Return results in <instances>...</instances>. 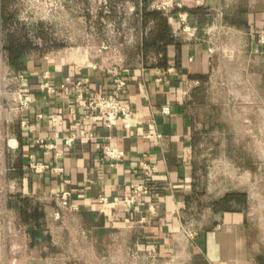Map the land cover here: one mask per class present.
Returning <instances> with one entry per match:
<instances>
[{
    "label": "crops",
    "instance_id": "crops-1",
    "mask_svg": "<svg viewBox=\"0 0 264 264\" xmlns=\"http://www.w3.org/2000/svg\"><path fill=\"white\" fill-rule=\"evenodd\" d=\"M7 1L0 0L2 17ZM162 1L132 0L128 13ZM175 1L195 36L181 29L178 10L169 18L175 43L163 54L143 56L141 24L132 32L138 58L25 57L21 72L35 97L22 114L27 125L0 122V228L16 264H264V186L253 181L264 163V0ZM46 72L55 92L44 89ZM81 93L119 97L134 110L131 126L87 115ZM204 125L217 133V168L206 176ZM83 129L95 137L66 143ZM105 146L124 154L111 158ZM32 156L48 167L36 172ZM146 165L158 195L129 207L124 197L147 179ZM66 191L71 207L57 217L54 195ZM234 193L242 204L226 202Z\"/></svg>",
    "mask_w": 264,
    "mask_h": 264
},
{
    "label": "rangeland",
    "instance_id": "rangeland-1",
    "mask_svg": "<svg viewBox=\"0 0 264 264\" xmlns=\"http://www.w3.org/2000/svg\"><path fill=\"white\" fill-rule=\"evenodd\" d=\"M130 1L132 0H14V2L8 0L6 2L9 12L8 29L3 27L5 19L0 16V81L1 76L9 77L17 71L11 66L8 54L4 50L9 32H16V38L21 42L30 41L41 47L32 50L26 56L63 52L98 64H102V58L107 62L138 58L141 51L136 48V36L132 32L143 24L146 29L144 36L148 37L154 21L144 20L143 10L153 8L142 3L139 10H136L138 16H132L128 13ZM118 41L122 43L120 49L114 45ZM143 53V56L152 57L156 54ZM25 60L26 58L21 61L22 64ZM1 84L5 85L4 82ZM204 128H207L206 125ZM208 129L209 127L203 131L201 148V166L205 176L207 172L210 173L217 168V163L212 162L211 158L212 152L217 149L212 145V138H216L217 133ZM234 137L237 138L235 134ZM262 137L264 142V134ZM241 149L232 148L236 155H241ZM232 165L236 168L235 163ZM259 169L260 176L253 181L257 186H264V163L259 165ZM207 181L210 182L212 179L207 178ZM0 214L4 216L5 213L1 211ZM4 239L0 228V264H16L13 257L8 258L11 253L7 251L8 244Z\"/></svg>",
    "mask_w": 264,
    "mask_h": 264
},
{
    "label": "built area",
    "instance_id": "built-area-1",
    "mask_svg": "<svg viewBox=\"0 0 264 264\" xmlns=\"http://www.w3.org/2000/svg\"><path fill=\"white\" fill-rule=\"evenodd\" d=\"M154 9L163 11L168 18L172 17L175 12H178V17L181 23V29L187 33L189 37L195 36V29L191 26L189 21V13L187 11H182L183 5L175 0H164L158 3ZM260 43L264 44V31L259 39ZM118 75V74H117ZM1 83L4 82L5 85L0 83V122L6 125L13 123H20L21 126L27 125L25 120H22V114L24 111L30 109L35 102V97L31 93L26 80V75L21 71L14 72L11 76H1ZM46 82L44 84V89L52 93L56 91L55 86L51 83L52 75L50 72L45 73ZM117 88L120 90L124 85L125 81L121 76H116ZM7 83V85H6ZM65 84H62L64 87ZM192 85L189 84L187 89H185L184 94L189 95ZM77 103L85 108L87 115L91 113L99 114L107 127H113L122 122L125 127L129 128L132 124V119L134 117L133 108L126 104L119 97H113L109 95H103L98 98H89L84 94H79L77 97ZM165 113H169V108H164ZM95 134L88 129H83L79 134H73L65 138L66 143L71 145L72 142L77 138H94ZM38 144H44L43 139L36 140ZM104 152L111 158L122 157L124 152L118 148H112L110 146L104 147ZM30 162V167L36 172H43L48 166L33 160ZM144 169L149 173L145 181L135 182L132 184V192L130 195L124 197V203L132 207L138 202H143L147 196L154 194L158 195L156 187L151 183L153 168L151 166H144ZM71 192L66 191L63 193H58L54 195L56 199L59 210L56 212V216H62V212L65 209L71 207ZM191 237L196 235V232L191 230L188 231Z\"/></svg>",
    "mask_w": 264,
    "mask_h": 264
},
{
    "label": "trees",
    "instance_id": "trees-1",
    "mask_svg": "<svg viewBox=\"0 0 264 264\" xmlns=\"http://www.w3.org/2000/svg\"><path fill=\"white\" fill-rule=\"evenodd\" d=\"M3 1V0H2ZM193 13H197V9L191 10ZM4 28H9L8 18L3 17ZM144 20L152 19L154 21V26L150 31L148 37L144 40V52L147 54L149 52L155 53H165L167 47L175 43V38L169 23V18L164 14L163 11L152 9L143 10ZM9 31V30H8ZM41 47L30 41L21 42L16 38V32L8 34L7 43L4 45V50L7 52L9 57V62L14 69L21 71L24 64L21 61L24 60L25 56L32 50H38ZM228 201H234L237 204H242L244 197L240 193H234L228 195Z\"/></svg>",
    "mask_w": 264,
    "mask_h": 264
}]
</instances>
